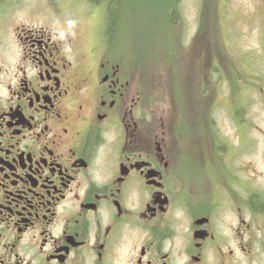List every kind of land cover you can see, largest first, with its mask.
Here are the masks:
<instances>
[{
	"label": "flooded vegetation",
	"instance_id": "1",
	"mask_svg": "<svg viewBox=\"0 0 264 264\" xmlns=\"http://www.w3.org/2000/svg\"><path fill=\"white\" fill-rule=\"evenodd\" d=\"M2 23L0 264H264V73Z\"/></svg>",
	"mask_w": 264,
	"mask_h": 264
},
{
	"label": "rangeland",
	"instance_id": "2",
	"mask_svg": "<svg viewBox=\"0 0 264 264\" xmlns=\"http://www.w3.org/2000/svg\"><path fill=\"white\" fill-rule=\"evenodd\" d=\"M12 1L10 5V0L7 4V0H0L4 6L0 9L4 32L9 25L20 23L62 34L71 31L79 34L78 44L84 49L90 48L93 41L95 44L99 32L105 30V12L111 7L118 26L112 27L109 39L121 55L118 57L142 64L148 75L160 72L173 77L179 69L172 58L177 54L179 59L180 55L179 63L184 64L182 57L187 51L190 55L191 42L195 78L208 72L211 82H216L218 70L214 68L218 63L230 76L229 64L236 62L233 55L240 58L237 68L246 66L258 76L264 73V0H114L111 4L89 0ZM217 58L218 63H212ZM176 82L186 90L183 83ZM193 127L196 138L199 129Z\"/></svg>",
	"mask_w": 264,
	"mask_h": 264
},
{
	"label": "trees",
	"instance_id": "3",
	"mask_svg": "<svg viewBox=\"0 0 264 264\" xmlns=\"http://www.w3.org/2000/svg\"><path fill=\"white\" fill-rule=\"evenodd\" d=\"M92 1H94V2H102V1H107L108 2V4H111V3H113V1L114 0H92ZM179 1V0H178ZM170 6H172V4L170 5ZM111 8V7H110ZM117 16H112V15H109V18H108V26L110 27V29L112 28V27H116V26H118L117 25V23H116V21H117V18H116Z\"/></svg>",
	"mask_w": 264,
	"mask_h": 264
}]
</instances>
